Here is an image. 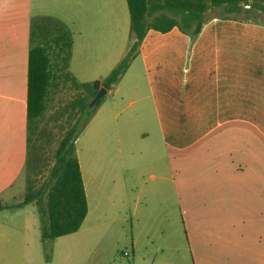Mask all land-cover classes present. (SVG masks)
I'll list each match as a JSON object with an SVG mask.
<instances>
[{
  "label": "crops",
  "instance_id": "obj_1",
  "mask_svg": "<svg viewBox=\"0 0 264 264\" xmlns=\"http://www.w3.org/2000/svg\"><path fill=\"white\" fill-rule=\"evenodd\" d=\"M39 17L77 25L69 69L79 83L103 81L134 41L127 0H0V212L4 202L12 211L0 213V264H36L43 255L32 251L16 199ZM106 95L76 140L89 206L82 226L96 189L103 217L132 213L139 224L172 227L174 264H264V22L214 18L194 41L178 28L149 29ZM151 158L155 172L145 181L136 164Z\"/></svg>",
  "mask_w": 264,
  "mask_h": 264
},
{
  "label": "trees",
  "instance_id": "obj_2",
  "mask_svg": "<svg viewBox=\"0 0 264 264\" xmlns=\"http://www.w3.org/2000/svg\"><path fill=\"white\" fill-rule=\"evenodd\" d=\"M131 36L127 56L101 82L79 83L69 71L73 37L53 17L35 18L30 33L27 98V190L23 205H34L39 217L42 242L78 232L89 206L76 140L101 104L91 101L102 87L110 90L129 68L149 29L166 33L174 28L194 41L215 16L239 19L264 14V0H127ZM249 20V19H248ZM258 21V20H254ZM70 82L74 97L48 115L53 90ZM57 124V132L54 125ZM58 134V135H57ZM57 143V147L54 144ZM39 178H43L38 184Z\"/></svg>",
  "mask_w": 264,
  "mask_h": 264
},
{
  "label": "rangeland",
  "instance_id": "obj_3",
  "mask_svg": "<svg viewBox=\"0 0 264 264\" xmlns=\"http://www.w3.org/2000/svg\"><path fill=\"white\" fill-rule=\"evenodd\" d=\"M217 15H222V13H219V11L209 13V16H215L212 19H223ZM231 16L264 22V14L249 17L245 14L235 13L231 14ZM69 27L71 34L72 32H77V25H74L73 22L69 23ZM73 70H76V68L74 67ZM69 71L71 72L70 69ZM75 93L76 91L70 82L60 84L57 90H53L48 115L71 100ZM56 125L53 127L55 132H57ZM54 147H57V143L54 144ZM136 165L138 171L143 170L145 181L155 172L152 158L141 161ZM117 166L120 167V164H117ZM42 180L43 178H39L38 184L42 183ZM22 185V190L16 197L17 201H22L25 198L28 185L26 174L24 175V183L20 186ZM89 193L91 213L86 224L74 234L47 242H42L40 221L35 206L27 205L25 208L17 210L19 214L18 220L27 219L31 226L29 230L32 251L43 254L42 256H35L34 261L36 264H174L175 259L171 255V247H176V240H174L175 236L172 227H163L159 222H146L145 225L139 224L137 217L133 216L132 213L128 214L127 220L121 221H113L112 216L116 215L115 212L110 213L112 218L103 217L101 213H104L103 211H105L106 207L104 206L105 200L101 193L97 192L96 189L91 190V188H89ZM9 205L6 202L2 203L3 208L0 212L2 217L12 212L8 210ZM170 235H172V244ZM176 237L178 247L184 243V232L180 227V222L176 227ZM133 242L136 243L135 259L132 256ZM158 246L161 247V250L164 249L163 255ZM60 253H78L80 255H77V259H68L59 255ZM98 254L103 255L97 257ZM184 258H186V252H184Z\"/></svg>",
  "mask_w": 264,
  "mask_h": 264
},
{
  "label": "water",
  "instance_id": "obj_4",
  "mask_svg": "<svg viewBox=\"0 0 264 264\" xmlns=\"http://www.w3.org/2000/svg\"><path fill=\"white\" fill-rule=\"evenodd\" d=\"M107 93V89L102 87L98 90V92L96 93L95 97L93 98V100L91 101V106L96 105V103L102 99Z\"/></svg>",
  "mask_w": 264,
  "mask_h": 264
},
{
  "label": "built area",
  "instance_id": "obj_5",
  "mask_svg": "<svg viewBox=\"0 0 264 264\" xmlns=\"http://www.w3.org/2000/svg\"><path fill=\"white\" fill-rule=\"evenodd\" d=\"M127 255V254H126Z\"/></svg>",
  "mask_w": 264,
  "mask_h": 264
}]
</instances>
